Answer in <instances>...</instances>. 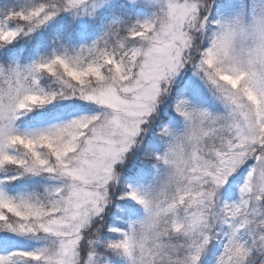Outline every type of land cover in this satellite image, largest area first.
Instances as JSON below:
<instances>
[{
    "label": "snow or ice",
    "instance_id": "obj_1",
    "mask_svg": "<svg viewBox=\"0 0 264 264\" xmlns=\"http://www.w3.org/2000/svg\"><path fill=\"white\" fill-rule=\"evenodd\" d=\"M0 264H264V0H0Z\"/></svg>",
    "mask_w": 264,
    "mask_h": 264
}]
</instances>
